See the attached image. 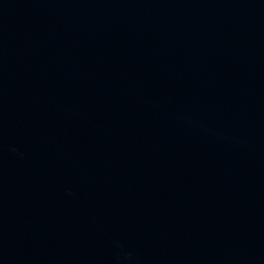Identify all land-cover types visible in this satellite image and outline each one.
<instances>
[{
  "label": "water",
  "instance_id": "water-1",
  "mask_svg": "<svg viewBox=\"0 0 264 264\" xmlns=\"http://www.w3.org/2000/svg\"><path fill=\"white\" fill-rule=\"evenodd\" d=\"M0 264H264V0H0Z\"/></svg>",
  "mask_w": 264,
  "mask_h": 264
}]
</instances>
